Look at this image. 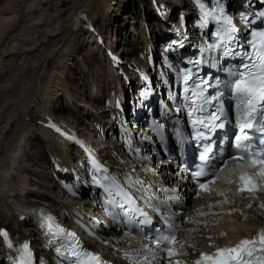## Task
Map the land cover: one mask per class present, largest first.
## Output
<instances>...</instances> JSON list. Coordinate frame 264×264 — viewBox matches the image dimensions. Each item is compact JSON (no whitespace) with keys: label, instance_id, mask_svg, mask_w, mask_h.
<instances>
[{"label":"bare ground","instance_id":"6f19581e","mask_svg":"<svg viewBox=\"0 0 264 264\" xmlns=\"http://www.w3.org/2000/svg\"><path fill=\"white\" fill-rule=\"evenodd\" d=\"M17 1L19 0H0V60L4 63H0V89L6 90L7 87L13 86L10 89L14 92L11 98L2 97L5 102L1 104L4 105L3 107L0 106V225L14 223V208L10 203L12 200L13 204L19 203L21 201L18 198L19 194L24 195V198H29L28 201L31 204L39 206L46 205L56 207L55 209L67 208V205L80 206L79 203L62 197L58 199V194L54 191L55 186L48 184V174L43 167V162L47 158L46 152H50L63 163H67L68 155L59 151L48 133L40 126L41 122H44L45 115L59 119L56 113L66 110L73 117L68 116L67 119H61L68 123L74 122L77 125L75 128H79V125H87L90 120L99 123L101 127L107 112V108L100 105L101 101L97 95L100 93L103 96L104 92L103 86L99 84V76L92 74L89 69L95 64L98 70L103 72L102 53L96 46H91L92 37L83 27L76 31L71 29L73 18L80 14L84 16L95 25L98 32L106 34V38L110 40L108 42L113 43L124 57L134 56L138 60L137 54L147 55L144 49L145 40L142 38L145 36L143 27L140 29L137 25V11L127 9V5H118L116 9L120 14L123 13L129 22L128 25L136 31L137 36L133 39L129 36L127 23L125 27H122L117 22L121 15L113 12L112 6L116 4L115 0H24L27 3L23 4V11L19 9ZM166 2L174 5L177 0H166ZM146 8L143 19L148 27L152 45H157L160 37L158 29L148 7ZM23 22L26 24L23 25ZM83 49L87 55H82L85 58L80 61L81 72L78 75L82 82L85 81L84 87L90 79L92 83H96L94 94H91L88 85L85 89H76L77 83L69 78L70 67L74 65L72 63L75 56H80L78 54H81ZM34 57L40 60L36 62L39 69L37 73L33 72V75L35 74L33 78L21 84L22 80L18 82V74L13 73L10 66L17 64L16 62L20 60L21 62L30 61L32 64ZM175 59L176 57L170 58L173 63ZM151 61L161 68V59L156 54L151 57ZM106 78L108 90L114 89L116 79L110 75H106ZM29 84L39 85L42 88L35 89L33 92L28 91L26 94L25 89L24 91L21 89L28 88ZM16 85L19 86L20 91H17L16 98H13L16 94ZM83 91L85 94L82 93ZM3 94L6 96L8 92H3ZM61 96L65 97L68 103L59 102ZM83 96L88 99V104L81 100ZM122 96H127L124 90H122ZM163 111L159 109L155 118L163 122L170 121L171 119H165ZM134 130L136 129L130 128V131ZM142 130L144 129L137 131ZM92 142L98 141L93 138ZM31 144L38 145L37 149L40 150L41 155L36 150V154L32 155L33 159L38 160L36 164L44 171L40 175L36 174L39 171L38 167L34 168L35 165L29 164L23 155L27 149H31ZM100 144L106 148L104 149L105 155L112 154L114 152L112 149L116 150V145L112 141L105 139L100 141ZM109 162L115 164L117 169H121L122 163L120 165L114 163L113 158ZM67 176L66 174L65 177ZM217 188L218 191L199 194L195 197H191L190 193L184 194V201L177 209L183 211L182 214L186 217V221H182L179 216H176L173 221L178 226L176 233L180 237L190 238L196 244H203L205 242L203 237L218 235L219 231L223 230L227 239L236 240L241 236L251 234L264 222V211L261 212L256 205H252L250 209L255 210L254 214H250L252 220L238 221L237 212L245 210L244 204H239L240 197L232 196L227 192L228 185L218 184ZM89 193L90 191L84 189L82 196ZM260 198L264 207V191L261 192ZM16 226L21 229V236L26 234L25 230H29L28 233L32 236L33 229H24V222L17 223ZM106 240L108 239H103V242ZM98 247L105 248L103 243Z\"/></svg>","mask_w":264,"mask_h":264},{"label":"snow or ice","instance_id":"6c2138e0","mask_svg":"<svg viewBox=\"0 0 264 264\" xmlns=\"http://www.w3.org/2000/svg\"><path fill=\"white\" fill-rule=\"evenodd\" d=\"M201 8H203V5H201ZM216 10V8H213L211 12H204L201 18L202 27L208 25V17L212 16ZM220 12H223L222 8H220ZM216 19L219 22L221 18ZM222 19L223 23L229 27L226 30L217 29V31L211 33L212 36L216 37V40L208 44V51L229 47L230 44L236 40L235 27L231 26V21L227 17H223ZM251 36L253 39L248 41V44L252 51H244L241 56L242 70L232 72L231 76L233 79L229 81L228 84H225L224 88L227 89L231 95L241 100L243 105H246V111L250 110L241 128L242 135L237 137L238 143L236 147L238 150H241L239 141L243 139L246 142L242 152L246 154L245 158L251 161L252 167L259 168V172L255 175L260 179H264V119L256 121V123L260 124V127L256 130L261 133V136L258 138V145L255 144L253 136L244 134L243 132L244 128L254 129V124L250 122L254 119L253 113H256L260 117H264V31H253ZM257 38H259V44L256 42ZM238 47H240V45H238ZM202 51H204V49H202ZM232 55H237V53L233 52ZM193 63L199 65L202 63V60H196ZM190 76L191 70L185 71V83L190 79ZM201 84L202 86H198L200 88V93L204 91V88L212 86L204 81H202ZM185 91H188V89L186 88ZM193 94L199 95V93ZM223 94V92L218 90L210 99L205 98L204 103L212 105L214 102L220 101ZM193 105H195V101H193ZM257 105H259V108H257ZM202 110V106L199 108L193 106L192 111L189 112L194 126L204 123L194 116L195 112ZM211 116L213 120L218 119L216 113H212ZM219 126L223 127V124ZM201 159H207V157L202 156ZM92 163L94 169L93 182L96 186L104 189L106 202L113 207L120 208L126 214L135 218V209L132 207L134 205V196L128 189L136 188V191H139V188L136 186L138 184L142 186V182L139 180L132 181L131 178H129L125 184H121L117 177H113L111 173L101 164L97 163L95 159L92 160ZM207 175L208 172L205 169H201L194 173L196 178ZM252 180L253 174H241L239 177L241 186L238 191L243 192L247 190L252 192L255 188V186L252 185ZM125 185H127V187ZM199 186L201 190H205V183H200ZM69 190L71 191V189ZM141 216H144V214L141 213ZM137 223L141 225L151 224V220L144 218L138 220ZM41 227L46 228L49 244L54 247V251L58 256L62 257L63 260H66L68 264H104L97 254L87 250L80 244L75 233L58 225L54 217L45 215L42 219ZM177 227L178 226L173 227L169 225L166 231L164 229H155V235L152 237V242L155 244L156 249L161 253L166 252L170 258L175 255V247H179L180 251H184L183 246L177 245L175 242L174 232ZM141 231H143V229H141ZM5 244L9 249L18 253V255L13 258L12 264H33L32 253L29 250L28 243H24L22 246L16 248L13 240L9 237V233L4 229H0V247ZM147 256L155 257L156 251L148 250ZM194 264H264V231H258L251 240L241 239L234 246L216 248L213 253H201L199 259H197Z\"/></svg>","mask_w":264,"mask_h":264},{"label":"rangeland","instance_id":"374dc122","mask_svg":"<svg viewBox=\"0 0 264 264\" xmlns=\"http://www.w3.org/2000/svg\"><path fill=\"white\" fill-rule=\"evenodd\" d=\"M115 2H116V4L115 5H113L112 6V9H113V12H116L118 15H121V18L119 17L118 18V20L119 21H117L118 23H120V25H126V21H127V19L124 17V15H123V13H121L120 14V12H119V10L118 11H116V9L118 8V5H127V9H130V10H132V9H135V11L139 8V4L137 3V2H133L132 0H115ZM1 3V2H0ZM22 3V4H21ZM27 2H25L24 0H19V1H17V4L19 5V9L21 10V11H23V4L25 5ZM21 4V5H20ZM21 7V8H20ZM125 7V6H124ZM127 9H126V11H127ZM30 15V14H29ZM27 18V17H26ZM26 21V20H25ZM24 24H26V22H23V25ZM78 55H80V56H75V60L73 61V63H72V65L73 66H71L70 68H71V74H70V76L71 77H73V78H71L70 76H69V78L74 82V83H77L76 84V89H78V90H82V89H85L86 88V86L88 85V86H91V84H92V82H91V79L88 81V84L84 87L83 86V83H85V81H81L80 79H79V72H81L80 71V66H81V64H80V61H81V59H84L85 57L84 56H86L87 55V53H86V51H85V49H83V50H81V54H78ZM82 55H84V56H82ZM131 55V54H130ZM35 60V61H34ZM40 60H38V57L36 58V57H34V58H32V64H31V62L29 61H25V62H21V60L19 61V62H16L17 64H15V65H11L10 66V70H12L13 71V73H16V74H18V77H17V80H18V82H19V80L21 81L20 83L21 84H23V82L25 83V82H27L28 81V79H30L32 76L34 77L35 76V74L33 75V72H35V73H37V71H38V64L36 63V62H39ZM34 62V63H33ZM0 63H2V64H4L1 60H0ZM36 64V65H35ZM24 65V66H23ZM29 65V66H28ZM84 68V67H83ZM24 69V70H23ZM89 69L91 70L90 72L92 73V74H94L95 76H99V74L101 75V73H100V71L98 70V67L94 64V65H92L91 67H89ZM25 71V72H24ZM76 76V77H75ZM32 77V78H33ZM99 78V80H101V77L99 76L98 77ZM77 81H75V80ZM14 81V80H13ZM10 84V86L12 85V83L10 82L9 83ZM99 84H101V83H99ZM31 86V87H30ZM87 86V87H88ZM13 86H11V87H7L6 88V90L4 89V88H2V89H0V106L1 107H3L4 105H1L2 104V102H5L4 100H3V98L2 97H10L11 98V96H13V93L14 92H12V90L10 89V88H12ZM30 87V88H29ZM29 87L27 88H23V89H21V90H23L24 91V89H25V91H24V93L26 92V94L28 93V91H32L33 92V90H39V89H41L42 87L41 86H39V85H30L29 84ZM34 87H36V88H34ZM16 89V90H15ZM14 90H15V92H16V94H15V96L13 97V98H16V96H17V91H20L19 90V86L18 85H16V88H15ZM27 89V90H26ZM4 93H7L8 92V94H6V96H5V94H3V92ZM6 91V92H5ZM10 91V92H9ZM23 91H21V92H23ZM12 92V93H11ZM83 93V92H82ZM3 94V95H2ZM9 98V99H10ZM82 100H84V103H87L88 104V99L87 98H85L84 96L82 97ZM59 102H61L62 104H65L66 102H67V99L65 98V97H63V96H61L60 98H59ZM3 104H5V103H3ZM56 115H58L60 118H64V119H67L68 118V116H70V117H73L72 115H71V113L70 112H68V111H66V110H64V111H62V112H58V113H56ZM12 142V141H11ZM36 143V142H35ZM30 147H31V149H27L25 152H24V154L23 155H25V158H26V160H27V162H29V164H32V165H35V167L37 166L38 168H39V166L36 164V162H38V160H36V159H33L34 157L32 156V155H34V154H36V151L39 153V155H41L40 154V150L39 149H37V147H38V145L37 146H35V145H33V144H31L30 145ZM33 148H34V150H33ZM29 150V151H28ZM36 150V151H35ZM31 152V153H30ZM30 155V156H29ZM45 164H46V161L44 162ZM36 167V168H37ZM48 178V177H47Z\"/></svg>","mask_w":264,"mask_h":264}]
</instances>
